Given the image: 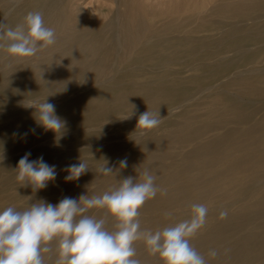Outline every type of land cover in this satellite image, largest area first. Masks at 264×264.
<instances>
[{
  "label": "bare ground",
  "instance_id": "obj_1",
  "mask_svg": "<svg viewBox=\"0 0 264 264\" xmlns=\"http://www.w3.org/2000/svg\"><path fill=\"white\" fill-rule=\"evenodd\" d=\"M61 1L25 0L13 12L7 13L3 17L0 16L2 17L0 23L4 21L3 24L6 26L15 27L23 22L28 12L40 11L45 24L55 29L57 37L54 45L39 51L35 56L26 58H15L9 54L5 58L0 56V92L12 96L16 91H19L21 94H25L23 97L30 96V98L22 100H15L10 96L7 99L5 97L1 99L0 96V105L15 106V109L10 111L11 113L0 117V210H3L8 202L13 203V207L17 210L23 211L31 204L41 200L55 205L64 197L73 198L75 195L73 184L54 186L53 183L59 184V181H66L65 177L69 175L67 167L78 164L81 160L86 162L89 167L85 172L87 177L83 179V183L90 186L98 185L100 182H105V185L111 181L120 183L128 176L140 177L146 169L151 173L154 168L155 171L156 168L170 170L174 166V163L168 161L171 155L170 144L186 139L191 140L190 152L197 159L189 165H179L182 171L180 173L186 175L175 177V179L171 178V183L168 182L170 185L167 184L163 187L166 194L158 192L155 198L150 199L149 202L146 201L143 205V210L150 206L163 209L168 206L169 199L184 197L190 190L196 192V189L202 188L194 175H190L192 174L188 169L190 165L194 164L198 168L207 167L208 157L229 158L234 150L239 153L238 157L242 160L235 166L238 169L250 153L264 151V114L259 117L254 115V111L258 109L254 106L255 103L259 102L260 108H264V64L258 65L264 60V0H223L218 2V4L210 6L205 14L196 18V26L191 28L190 34L187 35H182L183 24L192 17H182V13H178L181 17L179 20L172 19L157 26L151 24L147 26L137 19L135 12L131 11L125 14V12L127 13L126 9L122 12L119 11L118 1L122 0H115L117 9L111 12L110 30L103 31L101 25L100 27H91L86 33L80 34L77 31V26L67 23L69 17L61 6ZM81 6L83 5L81 4ZM85 7L83 6V8ZM127 7H129L128 4ZM96 8L93 7L92 11L97 12ZM186 11L188 12V9ZM169 17L168 20L171 19ZM208 28L213 31L216 29V34L210 35L212 33L210 32L209 35L198 36V32L203 29L210 31L207 30ZM186 32L188 33L189 30ZM2 52L6 51L0 50V53ZM110 58L113 59V64L107 65L108 68H105L106 66L102 62ZM184 58L189 59L190 62L184 63L182 69L174 71L168 66L173 61H182ZM31 60H34L36 64L30 65L28 62ZM38 69L42 71L39 72ZM184 71H190L192 74L190 73L189 77H184L182 76ZM106 75L108 76L105 77ZM77 76L86 77L88 82L79 85L82 88L85 87L81 90L83 91L81 94L68 98L64 93L69 91L70 94L76 86L67 80ZM228 76L230 77L224 83V87L236 89L254 100L255 103L253 101L242 102L236 97L226 94L224 92L226 89L210 93L215 87V83ZM41 87H49L51 92L59 94L56 96L60 98L55 107V114L66 122L62 135L59 132L56 134L51 130H46L39 125L35 118L36 110L25 107L29 103L38 106L44 100L52 102L51 97L41 98L40 95L31 97L33 93H40ZM203 94L202 102L197 101ZM56 97L55 99H57ZM164 103L169 106L167 112L164 111L165 108H158ZM99 107L113 109L121 116L113 118L111 115L90 114V111L92 113ZM180 107L186 108L185 111H182L183 113L178 112L180 114L178 117L182 119L202 108L203 111L199 109L197 112L202 111L199 123L196 125L186 124L182 121L181 123H166V127H164L168 129L164 133L162 131V134L150 130L145 137L141 138L137 134L138 132L134 135L128 133L131 138L125 141H123L124 138L121 140L125 126H119L120 120L124 118L131 120L132 116L135 117V115L126 114L127 112L134 109L152 108L150 112L159 113L160 118L165 120L164 114L171 115ZM36 114L38 115V113ZM212 114H215L213 118L210 117ZM84 124L91 130L92 128L119 127L115 129L113 137L108 140L105 135L99 132H85L84 128H81L83 130L80 131L79 128ZM224 126L229 127L222 130L223 132L215 133L217 129ZM164 127L161 125V129ZM94 129L92 131H95ZM70 130H75V135L72 137H68L70 132L68 135L65 134ZM133 133L135 132L133 131ZM84 140L88 141L85 145L90 144L85 148L77 145V142L83 141L84 143ZM51 141L52 143H49ZM152 145L155 146L152 147ZM185 146L184 144L183 147ZM26 150L27 153H31L30 160H36L42 156L49 165L58 167L56 172L60 177L49 182L46 188L34 190L31 200L19 205L17 202L25 197L21 194L8 195L7 193L12 184L21 185L16 179L17 170L15 169L18 161L24 156H21L23 154L21 152ZM142 157L148 160V167H137V161ZM124 159L127 160V167L120 168L119 162ZM105 163L113 168L114 173L107 176L99 173L98 169ZM229 168L231 166H226L223 171L227 172ZM217 169L219 170L220 166ZM226 181L228 182V180ZM252 184L251 180H248L244 187L236 191V194L242 195V191L251 188ZM31 191L33 190L31 189ZM206 196H210V194ZM256 198L257 200L252 198L242 200V204L239 203L242 206L238 211L228 213L227 217L223 219V224L228 225L232 231L243 230L248 227L249 223L264 219V194L260 198ZM224 199L226 201V198ZM185 203L187 202L185 201ZM175 207L177 208V206ZM218 208L222 209V207ZM144 218L146 217L144 216ZM213 219H216L215 216ZM177 221L179 222V220ZM112 223H114L113 220ZM170 223L172 224V222ZM144 228L143 226V230ZM205 230L207 229L205 228ZM244 231L239 241V249H216L219 254L215 258L208 255L209 251L203 254L207 264H264V249H246L250 242L264 246V234L256 235L250 229ZM226 234L228 233L226 232ZM202 239L207 242L214 239L211 229ZM206 248L209 249V247ZM142 249H136V258L141 262L163 264L158 256H153L146 249ZM43 255L45 264H53L51 261L56 260V253L53 251Z\"/></svg>",
  "mask_w": 264,
  "mask_h": 264
},
{
  "label": "clouds",
  "instance_id": "obj_2",
  "mask_svg": "<svg viewBox=\"0 0 264 264\" xmlns=\"http://www.w3.org/2000/svg\"><path fill=\"white\" fill-rule=\"evenodd\" d=\"M56 39L55 29L45 24L40 11L28 12L15 27L0 23V50L15 58L35 56L54 45ZM25 107L36 109L35 118L43 128L63 134L66 122L55 114V105L44 100L38 106L29 103ZM160 122L159 113L145 111L138 118L137 129L150 130ZM30 155L26 153L18 161L16 179L21 186L44 189L55 180L56 166L49 165L42 156L30 160ZM119 164L126 168L127 160ZM88 169L81 160L67 167L69 175L65 179H78ZM98 171L105 176L114 173L106 163ZM155 180L156 176L146 169L140 177L128 176L102 195L64 197L55 205L41 200L23 211L13 206L0 210V264H45L43 254L52 251L53 241H57L55 264H142L136 258L137 242H143L146 250L163 264H207L190 243V238L206 224V205L193 203L190 218L174 225L155 231L141 229L139 210L158 192L166 194ZM92 209L103 210L106 215H89ZM227 215V210L220 212L221 219ZM108 217L114 221L111 230L106 226ZM218 254L216 249L208 253L212 258Z\"/></svg>",
  "mask_w": 264,
  "mask_h": 264
},
{
  "label": "rangeland",
  "instance_id": "obj_3",
  "mask_svg": "<svg viewBox=\"0 0 264 264\" xmlns=\"http://www.w3.org/2000/svg\"><path fill=\"white\" fill-rule=\"evenodd\" d=\"M24 1L25 0H21V1L20 0H0V16L3 17L7 13L13 12L16 9V7L18 5H20V4H22ZM76 1L77 0H64V1L62 0L61 1V6L66 10V13L68 14V17L69 18L67 20V23L68 24H71V25L77 26L78 33H80V34L86 33L89 28L95 27V26L96 27H98V26L100 27L101 25L103 26L102 27V30L103 31L104 30H110L111 29V27L109 26V21L111 20V15H112L111 12H114L115 9H117V4L115 3V0H113V1L112 0H104V1L103 0L102 1H100V0H86V1L85 0H80V2H79V0L77 2ZM222 1L223 0H178L176 2L175 0H158V1L157 0H122V1H118V4L119 5L122 4L120 6L118 5V9L121 12L122 11H125V9H126L127 13L125 12V14H128L131 11L135 12L137 14V19L140 20L142 23H145V25H147V26H150V24L157 26L159 24L167 23V22L171 21L172 19L179 20L181 18L179 14L182 13L181 14L182 17H184V16L185 17H190V18L192 17V19H190V20H192V22H189L190 21L189 20L187 23L183 24L182 35H187V34H190V31L196 26V22H197L196 18L199 15L205 14V12L207 10H209L210 6H212V5L216 4V3L218 4V2H222ZM226 1H231V0H226ZM80 3L84 7L85 6L86 7L83 8V6H81ZM132 3H134V4H132ZM95 4H96V6H95ZM127 4L129 5V7H127ZM92 6L93 7H97L96 8L97 9V12H93L92 11V8H93ZM130 6H132V7H130ZM195 8H196V10H195ZM122 9H124V10H122ZM187 9H188V12H190V13H188L186 11ZM190 9H192V11H190ZM200 10H202V12H199ZM196 11H198L199 14ZM173 12H175V13L174 14H171ZM170 15L171 16L173 15V16L171 17ZM189 15H192V16H189ZM2 17H0V19ZM123 17L125 18V16H123ZM168 17H169V19L170 18L171 19L168 20L167 19ZM124 21H125V19H124ZM3 23H4V21H3ZM184 27H186V28H184ZM204 29L201 30L200 32H198V36L209 35L210 32H212V33H210V35H212V34H216V32H217L216 29H214V31L211 30L210 28L207 29V30H210V31H206ZM188 30H189V32L187 33L186 31H188ZM7 54H8L7 52H2V53H0V56L2 58H5V57H7ZM188 62H190L189 59L184 58V59H182V61H173L168 66L171 67L172 69H174V71H176V70L182 69L184 63H188ZM28 63L30 65L36 64V62L34 60H31ZM102 63H103V65L106 66L105 68H108V66H110V65L113 64V59L110 58V59H108V60H106L105 62H102ZM176 63H177V65H176ZM260 64H264V60H262L261 62L258 63V65H260ZM175 65L176 66H179V67H176ZM38 70H39V72L42 71L41 69H38ZM156 70H158V69H156ZM190 73H191L190 71H184L183 74H182V76L189 77L192 74V73L191 74ZM108 75H106L105 77H107ZM230 76H228L225 79L223 78L219 82L215 83V87L213 88L215 91L212 89L210 91V93H216V92H218L220 90L224 91L226 89L224 91L226 94H230L231 96L236 97L238 100H240L242 102H250V101H253L255 103L254 100H252L251 98H249V97L241 94L236 89L224 87V83L226 82V80ZM67 81L70 82V83H73L76 86V88L74 89V91L73 92H70V94H69V91H68V93L67 92L64 93V95L66 97H68V98L74 97L77 94H81L83 92L81 90H83L85 88V87H83V88L80 87L81 84H85L86 82H88L86 80V77L83 78L82 76H80V77L79 76H77V77H71ZM39 90H40V93H33L32 95L30 94L31 97L38 96V95H40L41 98H43V97H47V98L49 97L50 98L51 97L52 102L50 101V103H52L53 105H55V107L58 105V103H59V100L58 99L60 98L59 96L56 97L57 95H59L58 93L51 92V90H50L49 87H41ZM51 94H52V96H51ZM204 94L201 95L200 96L201 98L199 97L197 99V101L200 102L202 99H204L203 98ZM24 95L25 94H21L19 91H16L15 94H12V96H10V94L8 95V94H6L4 92H0L1 99L4 98V97L7 99V97H9V96L12 97L13 99L15 98V100H22V99H28V98H30V96L23 97ZM55 97L57 99H55ZM53 98H54V100H53ZM167 105L168 104L164 103V104H161L160 107H158V108H160V109L165 108L164 111L167 112L169 110V106H167ZM9 106H11V105H9ZM9 106H2V105H0V113H2V114H0V117L5 116V115L11 113L15 109V106H11V107H9ZM254 106L258 107V109H256L254 111L255 112V114H254L255 117H259L260 115L264 114V108H262V109L260 108L261 104L259 102L255 103ZM33 109L36 110L35 108H33ZM160 109H158V110H160ZM185 109H186L185 107H180V108H178V110H176L175 112L171 113V115L164 114L163 116L165 117V120L164 119L163 120L161 119L160 124L157 127L152 128L150 130H152V131H158L160 134H162V133L166 132L167 129H168V128H165L166 127L165 126L166 123H181V121L182 122H185L186 124H190V125H192V124L196 125L197 123H199V121L201 120V117H199V116H201V112L203 111V109L202 108H199V109L202 110V111H200V113H197V112H199V109H198L197 111H194V112L190 113L189 116H187V117H185L183 119L180 118V117H178L181 114L182 111H185ZM133 111H135V112L133 113ZM133 111L126 113L128 115H135V117L132 116V118H130L131 120H129L128 118H124V119L120 120L121 123L119 124V126L120 127H122V126L124 127L125 126L123 131L126 132V133L123 132V135L121 136V140H123V138H124L123 141L129 140V138H131L129 134H133L134 135V134H136L138 132L137 134H139L141 136V138H142V136L145 137L147 135V132L150 131V130H142V129H139V128L137 129V126L136 125H137V122H138L137 119L139 118V115L141 113L145 112V111H152V108H148V109L147 108L146 109H134ZM164 111H163V113H165ZM3 112H5V113H3ZM90 114H98L100 116H110L111 115L113 118H116V117L121 116V114L120 113L117 114V112H115V110L110 109V108H105V107L104 108L103 107L96 108L94 110V112L92 111V113H91V111H90ZM214 116H215V114L210 115L211 118H213ZM132 120H134V121H132ZM135 121H136V123H135ZM161 125H162V127H164V126L165 127L161 129ZM119 126H114V127H109V128L106 127V128H100V129L99 128H95V129L92 128V130L93 129L95 130V131H92L89 128V126H86L84 124V125H82V127L79 128V130L82 131L83 129H81V128H84L83 131H85V132H87V131L89 133H94V132L98 133L99 132L100 134L105 135L106 139L110 140L113 137L112 135L115 133V129H117ZM86 127H88L90 130L88 128H86ZM227 127H229V126H224V127L220 128V129H217L215 131V133L223 132L224 130L227 129ZM103 129H105V130H103ZM127 129H128V131H127ZM131 129H133V130L131 131ZM133 131L135 133H133ZM69 132H70L71 135L69 134L68 137H72V136L75 135L74 134L75 133V130H70V131H68L65 134L68 135ZM86 142H88V141H85L84 140V143H83V141H80V142H77V145L80 146V147L83 146L81 148H85L88 144H90V143H87L85 145ZM49 143H52V141L49 142ZM184 144L186 145L185 147H183ZM170 145H171L170 154L172 155V157L170 155V158L168 159V161L174 163V166L171 167L170 170H166V169L165 170H162V169L156 168V171H155V168L152 169L153 170L152 173L156 176L155 184H157V186L159 188H161V189H163L164 185H167V184L170 185L169 183H171V181H170L171 178L172 179H175V177H182V176L186 175L185 173H180L182 171H181V167H179V165L180 166H182L183 164L184 165H187V164L189 165L190 163H193L197 159V157L194 156V154H192L190 152L191 151V148H192V146H191L192 145L191 140L189 141V140L186 139V140H182V141H178V142H173ZM153 146H155V145H152V147ZM176 152H177V154H175ZM21 153H23V154H21V156H23V155H25L27 153V150L26 151H23ZM174 154L175 155H178V156H175ZM238 156H239V153L237 151H234L233 150L231 152L230 157H229L230 159L229 158H214V157H208L209 159H207L208 160V166L207 167H204V168H201L200 167V168H198V167L194 166V164L193 165H190L189 166L190 168H188L189 171L192 172V174H190V175H192V176L194 175V178L197 179L198 182H200V185L202 186V188L201 189H196V192H192V190H190L187 193V195L184 196V197H180V198H177V199H169L168 206H166L163 209H158L156 206H152V207L150 206L147 209H144L143 210V207H142L139 210V213L140 214H139V217H138V219L140 220V223H141V227H142L141 229L143 230V226H144L145 227L144 229H148V230L155 231L157 229H162L165 226L174 225L175 223L178 222L177 220L181 221L183 219H189L190 216H191V204H193V203H202V204H204V205H206L208 207V214L214 215L216 219H213L214 216L207 215V220L208 219L209 220L208 221L206 220V224L204 225V228H201V229H203L202 232H201V229H200V231H198L196 233V235H195L196 238H194L195 236L193 238L192 237L190 238V243L192 244V246L195 249H197L198 252L200 251L199 253L201 255L206 254L210 249H235V248L236 249H239V246H240L239 245V241L242 238L241 235H243V233L245 232L244 230H249L250 229L253 232H255L256 235H258V234H264V219L255 220L252 224L249 223L247 225L248 227L246 229H243V230H233L232 231L231 229L228 228V225L223 224L224 223L223 222L224 220L220 218V212L222 210H227L228 213L236 212L242 206L241 205L242 204V200H246V199L250 200L251 198L257 200L256 197L260 198L261 195L264 194V157H262V156H264V151H260L258 153H256V152L250 153V155H248V157H246L247 160L245 158L244 161H243L244 163L242 162L241 163V167L237 169V168H235V166L237 165V162L240 163L242 161ZM211 159H212V161H211ZM218 159L221 162H219ZM235 159H236V161H235ZM188 160H191V161L188 162ZM146 166L148 167V160L147 159L145 160L143 157L142 158H139L138 161H137V167L144 168ZM219 166H220V169L218 170L217 168H219ZM226 166L227 167L231 166V168L228 169L229 171H227V172L225 171L224 172L223 170L225 169ZM57 168H56V170H57ZM172 168H173V170H172ZM179 169H180V171H179ZM232 169H234V170H232ZM177 170L179 171V173H178ZM253 173H255V174L253 175ZM201 175H202V178H201ZM203 175H204V177H203ZM205 175H207V176H205ZM58 176L59 175L57 173L55 179H57ZM192 176H190V177H192ZM230 176L231 177L233 176V178H231ZM86 177H87V175H86V173H84L78 179H74V181L73 180L72 181H65L64 180V182L59 181L58 182L59 184H57V182H54L53 184H54V186H57V185H59V186H66L68 184H71V185L73 184L74 187H75V195L73 196V198H76V199H79V197L81 195H89L90 197L93 196V195H101V194H103L105 192V190L106 191H109L110 189L118 186V184H119V182L111 181V182H107L106 183L107 185L104 184L105 182H103V183L100 182V183H98V185L96 183H95L96 185H91V186L90 185H85L83 183V179H85ZM134 177H137V176H134ZM197 177H200V178H197ZM223 177H225V178H223ZM222 178L224 180L225 179L228 180V182H230V183H228L226 180H225L226 181L225 182ZM242 178H244L245 181H244V179L242 180ZM248 180H251V182L253 183L252 184V187L249 188L248 190L242 191L243 192V193L241 192L242 195H237L236 194V191L239 190L240 188L244 187L245 186L244 184ZM14 181H16L15 178H14ZM116 183H117V185H116ZM235 183H236V185L237 184L238 185L236 186ZM79 184H81V185H79ZM104 185H105V188L106 189L104 188ZM100 186H102L104 189L102 187H100ZM107 187H109V188H107ZM99 188H102V189L99 190ZM31 189L33 190V188L30 185L21 187V185H14V184H12V186L8 189V193L7 194L8 195H15V194H21V195H23V197H25V198H22V200L18 201L17 203L19 205L21 203L22 204H25V203H27L28 201L31 200V195L34 192V190L31 191ZM95 189H96V191H95ZM101 190H103L104 192L101 191ZM205 192H209V193H205ZM208 194H210V196H206ZM216 195L217 196L220 195V196L217 197ZM224 198H226V201H225ZM189 199H191V200H189ZM207 200H208L209 204H208ZM149 201L150 200H148L147 202H149ZM185 201L187 203H185ZM239 203H241V204H239ZM5 205H6V207H8V206H14L13 203H9V202L6 203ZM175 206H177V208ZM218 207H222V209H219ZM183 208L186 209V210H184ZM217 208H218V212H217ZM213 209H215V210H213ZM94 210L95 209L90 210L88 214L95 215L97 218H99L102 215L103 216L105 215V214H103L104 212H102L103 210L96 209L97 210V211L95 210L96 212ZM166 212H170L172 215L166 216L165 215ZM96 213H97V215H96ZM144 216L146 218H144ZM174 220H175V222H174ZM170 222H172V224ZM217 222H218V224H217ZM111 224H114V223H112L111 217H108V223H107L106 226L110 230H111V228L113 226ZM259 226H260V228H259ZM205 228L207 230H205ZM258 228H259V230H258ZM210 229L213 232L214 239L211 240V242L209 241L210 242L209 243L207 241H203L202 238L204 237V235L207 232L210 231ZM226 232L228 234H226ZM195 239H196V242H195ZM250 243L248 244V247L246 249H251V248L252 249H264V246H259L258 244H254L253 242H250ZM51 244L52 245H50V247L52 248V251L54 253H56L57 241H53ZM232 245H233V247H232ZM135 247L138 250H141L142 248H143L142 250L146 249L145 246H144V244H143V242H137L135 244ZM206 247H209V249L206 248ZM51 263L55 264V259H53V261H51ZM146 263L147 264H152V263H149L148 261H146V262L145 261H142V264H146ZM252 264H256V263H252Z\"/></svg>",
  "mask_w": 264,
  "mask_h": 264
}]
</instances>
